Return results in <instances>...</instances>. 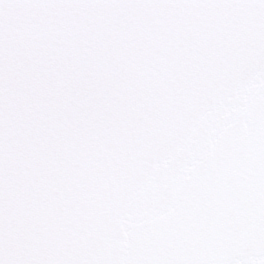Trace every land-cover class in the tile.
Instances as JSON below:
<instances>
[{
    "label": "snow or ice",
    "instance_id": "snow-or-ice-1",
    "mask_svg": "<svg viewBox=\"0 0 264 264\" xmlns=\"http://www.w3.org/2000/svg\"><path fill=\"white\" fill-rule=\"evenodd\" d=\"M0 264H264V0H0Z\"/></svg>",
    "mask_w": 264,
    "mask_h": 264
}]
</instances>
